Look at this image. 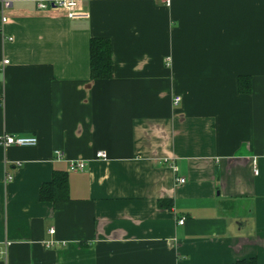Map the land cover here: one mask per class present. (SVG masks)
I'll return each mask as SVG.
<instances>
[{"label": "crops", "instance_id": "crops-1", "mask_svg": "<svg viewBox=\"0 0 264 264\" xmlns=\"http://www.w3.org/2000/svg\"><path fill=\"white\" fill-rule=\"evenodd\" d=\"M78 1L0 0V264H264V0Z\"/></svg>", "mask_w": 264, "mask_h": 264}, {"label": "trees", "instance_id": "trees-1", "mask_svg": "<svg viewBox=\"0 0 264 264\" xmlns=\"http://www.w3.org/2000/svg\"><path fill=\"white\" fill-rule=\"evenodd\" d=\"M89 70L91 79H108L111 76V46L105 38L93 37L89 40ZM241 92L249 91V81L238 78ZM67 178L62 171H53L51 179L41 185L39 199L44 202H57L66 197ZM162 206V202H159ZM232 264H257L253 257L237 260Z\"/></svg>", "mask_w": 264, "mask_h": 264}, {"label": "built area", "instance_id": "built-area-1", "mask_svg": "<svg viewBox=\"0 0 264 264\" xmlns=\"http://www.w3.org/2000/svg\"><path fill=\"white\" fill-rule=\"evenodd\" d=\"M164 2L165 4H169L170 0H160ZM3 5L7 6L9 5L8 1H1ZM38 8H59L64 10L67 13V17L69 19H88L89 18V12L83 10L80 7L78 0H37L36 2ZM4 19H2L3 21ZM11 40V38H9ZM8 63L7 59H3L0 62V69ZM179 100V97L174 98V102L176 103ZM37 143V138L32 135H9V134H0V145L3 147L7 146H34ZM55 156L57 159L62 158V154L60 151H55ZM96 158H105L106 154L103 151H97L95 154ZM86 167V161L84 160H68V171H82ZM176 181L179 183H182L184 181L183 178H178ZM183 218H180L178 220L179 224H182ZM52 232V230H50ZM52 244L51 242H47V245Z\"/></svg>", "mask_w": 264, "mask_h": 264}]
</instances>
